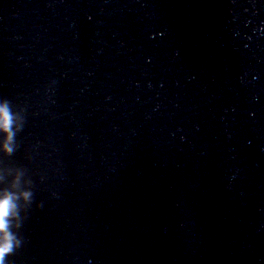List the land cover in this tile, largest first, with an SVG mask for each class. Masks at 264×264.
I'll list each match as a JSON object with an SVG mask.
<instances>
[{"label":"water","instance_id":"water-1","mask_svg":"<svg viewBox=\"0 0 264 264\" xmlns=\"http://www.w3.org/2000/svg\"><path fill=\"white\" fill-rule=\"evenodd\" d=\"M0 98L6 264H264V0H0Z\"/></svg>","mask_w":264,"mask_h":264},{"label":"clouds","instance_id":"clouds-1","mask_svg":"<svg viewBox=\"0 0 264 264\" xmlns=\"http://www.w3.org/2000/svg\"><path fill=\"white\" fill-rule=\"evenodd\" d=\"M16 114L7 99L0 98V153L6 156L13 154V142L16 132ZM19 177L16 183H19ZM31 192L17 195L8 190H0V264H6V257L11 256L23 243L18 232L22 226L19 214L18 200L33 203ZM42 207V205H39Z\"/></svg>","mask_w":264,"mask_h":264}]
</instances>
